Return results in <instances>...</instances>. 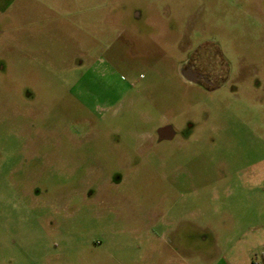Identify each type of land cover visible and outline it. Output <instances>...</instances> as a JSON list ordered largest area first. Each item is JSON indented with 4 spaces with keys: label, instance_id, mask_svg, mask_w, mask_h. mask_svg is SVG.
I'll use <instances>...</instances> for the list:
<instances>
[{
    "label": "rangeland",
    "instance_id": "1",
    "mask_svg": "<svg viewBox=\"0 0 264 264\" xmlns=\"http://www.w3.org/2000/svg\"><path fill=\"white\" fill-rule=\"evenodd\" d=\"M0 264H264V0H0Z\"/></svg>",
    "mask_w": 264,
    "mask_h": 264
},
{
    "label": "flooded vegetation",
    "instance_id": "2",
    "mask_svg": "<svg viewBox=\"0 0 264 264\" xmlns=\"http://www.w3.org/2000/svg\"><path fill=\"white\" fill-rule=\"evenodd\" d=\"M204 52H211L214 57V61L218 64V68L220 69L222 74L216 72V76L214 77L212 74L205 73L199 65H197L198 60L203 56ZM229 65L228 63L219 56V53L213 49L209 48V44H200L197 46L193 54L188 60H185L182 67L180 68V76L187 83L192 85H196L201 87L206 91H213L223 85V83L229 78ZM186 77L190 78V81L186 79ZM168 130L161 131V142H173L175 138L173 135L167 133Z\"/></svg>",
    "mask_w": 264,
    "mask_h": 264
},
{
    "label": "water",
    "instance_id": "3",
    "mask_svg": "<svg viewBox=\"0 0 264 264\" xmlns=\"http://www.w3.org/2000/svg\"><path fill=\"white\" fill-rule=\"evenodd\" d=\"M186 79H188L190 81V78L186 77ZM168 134H171L169 131H167ZM172 135V134H171Z\"/></svg>",
    "mask_w": 264,
    "mask_h": 264
}]
</instances>
